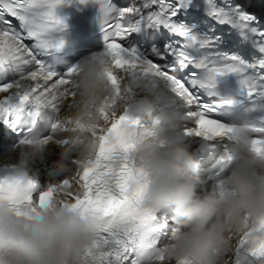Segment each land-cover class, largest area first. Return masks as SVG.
Wrapping results in <instances>:
<instances>
[{"label":"clouds","instance_id":"9594fccd","mask_svg":"<svg viewBox=\"0 0 264 264\" xmlns=\"http://www.w3.org/2000/svg\"><path fill=\"white\" fill-rule=\"evenodd\" d=\"M95 12L99 24L108 18L105 0H98ZM115 71L107 57L83 59L72 78L71 94L56 93L61 110L53 121H70L67 130L53 138L46 116L35 126L29 122L26 142L0 145V167L26 180L41 153L54 144L56 155L47 164L50 179L43 184L44 191L76 180L84 168L98 162L114 173L130 154L134 172L126 196L139 207L158 212L162 222L165 216L176 220L159 249L164 257L160 264H228L237 238L264 241V154L252 151L258 134L248 125L238 126L229 145L231 166L218 187L206 189L198 174L199 161L172 125L137 127L122 122L117 132L109 130L114 115L125 106L136 110L148 102L118 95L109 78ZM117 75L120 93L127 92L123 76ZM32 101L44 109L51 102L42 92ZM105 134L107 139L102 138ZM121 139L131 146L127 153ZM72 203L56 195L47 208L33 202L35 211L16 216L6 200L0 201V264H80L82 253L102 228L126 226L124 204L105 215L96 209H73Z\"/></svg>","mask_w":264,"mask_h":264},{"label":"snow or ice","instance_id":"6c2138e0","mask_svg":"<svg viewBox=\"0 0 264 264\" xmlns=\"http://www.w3.org/2000/svg\"><path fill=\"white\" fill-rule=\"evenodd\" d=\"M59 3L60 0H0V76L14 73L11 81L0 82V94H3L0 98V123L17 132L20 137L17 143L26 142L24 137L30 130L29 122L35 126L45 116L51 126L49 135L53 138V134L67 130V123H71L53 121V117L61 110L56 93L71 94V81L78 65H73L63 75L57 74L33 56L32 46L28 43V40L59 23L55 15ZM105 6L108 18L100 24L104 49L96 56L107 57L116 70L109 74V78L119 95L117 74L139 66L128 59L132 53L122 43L128 31L125 17L130 10L114 14L107 0ZM146 70L152 71L153 66L148 65ZM176 90L186 94L179 84ZM41 92L51 101L46 109L32 101V97ZM194 119L196 124L190 134L208 139L231 135V129H220L214 124L209 111H202ZM122 122L133 126L138 123L119 113L114 115L109 130L117 132ZM102 138L107 139V134ZM120 144L125 153L130 150L131 146L122 139ZM252 151L264 154V135L253 139ZM133 172L134 163H130L125 155L122 167L114 173L103 162H98L84 168L76 180H64L60 188L53 186L44 191L41 190L43 184H38L31 177L20 180L13 174L0 175V201L6 200L9 211L16 216L35 211L33 202L42 209L47 208L56 195L72 200L71 207L82 212L96 209L110 215L117 206L124 204L122 214L127 217L126 226L122 229L102 228L82 253L80 264H160L164 257L159 249L164 246L172 228L170 220L165 216L166 222H162L158 212L143 209L126 196ZM261 227H264V222ZM227 259L228 264H264V241L250 243L247 237H239Z\"/></svg>","mask_w":264,"mask_h":264},{"label":"bare ground","instance_id":"6f19581e","mask_svg":"<svg viewBox=\"0 0 264 264\" xmlns=\"http://www.w3.org/2000/svg\"><path fill=\"white\" fill-rule=\"evenodd\" d=\"M163 80V79H162ZM49 148H52V153H56V146L54 144L50 145ZM56 155V154H54ZM52 160H48V159H41L39 158V163H38V166L39 167H45L47 166V164L49 162H51Z\"/></svg>","mask_w":264,"mask_h":264}]
</instances>
